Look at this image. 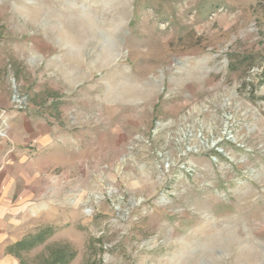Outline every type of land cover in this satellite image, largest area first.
Returning <instances> with one entry per match:
<instances>
[{
	"label": "rangeland",
	"instance_id": "rangeland-1",
	"mask_svg": "<svg viewBox=\"0 0 264 264\" xmlns=\"http://www.w3.org/2000/svg\"><path fill=\"white\" fill-rule=\"evenodd\" d=\"M4 160L18 264H264V0H0Z\"/></svg>",
	"mask_w": 264,
	"mask_h": 264
},
{
	"label": "crops",
	"instance_id": "crops-1",
	"mask_svg": "<svg viewBox=\"0 0 264 264\" xmlns=\"http://www.w3.org/2000/svg\"><path fill=\"white\" fill-rule=\"evenodd\" d=\"M16 156L14 155L9 162L15 164ZM19 161L23 160L19 159ZM0 165V264H18L10 248L17 242L13 230L16 225V207L20 198L17 191L20 180H17L18 174L16 177L13 170L7 167V161H2Z\"/></svg>",
	"mask_w": 264,
	"mask_h": 264
},
{
	"label": "trees",
	"instance_id": "trees-1",
	"mask_svg": "<svg viewBox=\"0 0 264 264\" xmlns=\"http://www.w3.org/2000/svg\"><path fill=\"white\" fill-rule=\"evenodd\" d=\"M23 245V241H19V242H17V243H15L10 249L12 250L13 248H16V247H20V246H22ZM32 245V244H31ZM30 245V246H31Z\"/></svg>",
	"mask_w": 264,
	"mask_h": 264
}]
</instances>
